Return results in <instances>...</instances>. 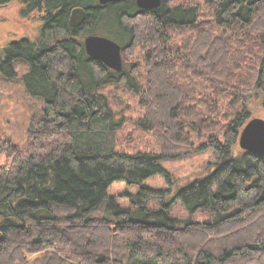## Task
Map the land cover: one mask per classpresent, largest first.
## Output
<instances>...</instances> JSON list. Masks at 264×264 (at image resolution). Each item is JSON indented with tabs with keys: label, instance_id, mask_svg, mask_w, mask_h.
I'll return each mask as SVG.
<instances>
[{
	"label": "trees",
	"instance_id": "16d2710c",
	"mask_svg": "<svg viewBox=\"0 0 264 264\" xmlns=\"http://www.w3.org/2000/svg\"><path fill=\"white\" fill-rule=\"evenodd\" d=\"M17 1L21 16L37 14L39 34L0 47V74L12 78L24 63L25 91L43 106L24 148L0 137V264H249L264 256V156L237 147L249 101L261 93L264 107V0H203V9L170 0L153 9L135 0ZM75 7L86 12L78 27L69 24ZM88 34L121 45V71L86 54ZM118 83L138 96L135 125L152 132L159 151L117 148L125 116L105 88ZM207 149L206 174L172 197L143 184L162 175L172 185L162 161ZM119 181L138 187L127 205L108 193ZM175 203L207 216L177 217Z\"/></svg>",
	"mask_w": 264,
	"mask_h": 264
},
{
	"label": "rangeland",
	"instance_id": "374dc122",
	"mask_svg": "<svg viewBox=\"0 0 264 264\" xmlns=\"http://www.w3.org/2000/svg\"><path fill=\"white\" fill-rule=\"evenodd\" d=\"M171 3H194L204 8L203 0H170ZM21 5L17 0L0 6V47L12 40L26 37L35 40L39 34L40 21L37 14L32 13L27 17L20 14ZM139 50L136 48L134 54ZM131 61L130 57L126 60ZM26 71V65L16 62V76L6 78L0 74V137L9 140L20 148L26 146L27 129L32 117L40 116L43 100L39 97L29 96L22 82V74ZM109 96V103L116 109L122 110L125 121L124 125L118 129L116 142L117 148L126 152L138 150L159 151L160 141L156 140L152 132L144 131L135 125V120L143 114L144 108L138 102V96L129 91L122 83L109 85L105 88ZM263 96L259 93V98L252 97L247 105L251 118L264 120V107L262 105ZM168 142H166L167 144ZM237 147L238 144H237ZM4 155L0 154V164L4 163ZM212 161L210 150L203 152L181 155L162 161L163 168L168 171L173 179V184L169 186L162 175H156L143 182L154 188L170 189L172 195L181 187L204 176L208 169V164ZM136 185H127L124 181L113 183L109 189V195L113 196L122 205L130 202V195L137 190ZM171 213L180 218L190 217L194 220H203L207 214L196 212L189 215L183 210L179 203L171 207ZM38 254L29 256V259L37 257ZM257 259V260H256ZM252 260V261H251ZM249 264H264V256L254 259H247Z\"/></svg>",
	"mask_w": 264,
	"mask_h": 264
},
{
	"label": "water",
	"instance_id": "95a60500",
	"mask_svg": "<svg viewBox=\"0 0 264 264\" xmlns=\"http://www.w3.org/2000/svg\"><path fill=\"white\" fill-rule=\"evenodd\" d=\"M122 0H97L99 5H105L110 2ZM140 9H153L160 5L161 0H135ZM86 16L85 9L75 7L71 10L69 24L78 27L84 21ZM83 45L86 54L104 64L106 67L121 71L123 68V59L121 55V45L113 38L100 35L88 34L83 38ZM238 146L244 150H252L264 156V120L260 118H251L242 127Z\"/></svg>",
	"mask_w": 264,
	"mask_h": 264
}]
</instances>
